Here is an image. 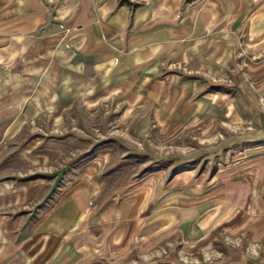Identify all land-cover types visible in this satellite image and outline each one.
Listing matches in <instances>:
<instances>
[{"label": "rangeland", "instance_id": "obj_1", "mask_svg": "<svg viewBox=\"0 0 264 264\" xmlns=\"http://www.w3.org/2000/svg\"><path fill=\"white\" fill-rule=\"evenodd\" d=\"M246 21L108 89L65 88V103L42 104L0 142V164L28 184L16 240L28 230L31 248L17 262L264 264V35ZM82 189L71 237L41 230Z\"/></svg>", "mask_w": 264, "mask_h": 264}, {"label": "crops", "instance_id": "obj_2", "mask_svg": "<svg viewBox=\"0 0 264 264\" xmlns=\"http://www.w3.org/2000/svg\"><path fill=\"white\" fill-rule=\"evenodd\" d=\"M132 5L0 0V142L42 104L65 103V88L83 86L91 94L108 89L130 69L161 57L175 61L203 35H220L226 24L236 29L242 15L252 35H264V0H191L183 7L181 0H135ZM35 89L45 94H34ZM10 169L0 164V257L21 264L15 257L28 260L31 244L28 230L16 240L21 220L15 211L28 201V184L17 185ZM79 190L53 206L37 224L41 230L71 237L87 202L86 190ZM47 245L39 249L45 252Z\"/></svg>", "mask_w": 264, "mask_h": 264}]
</instances>
